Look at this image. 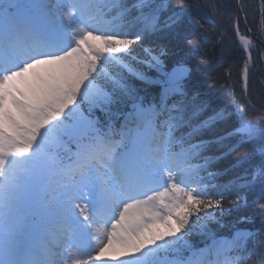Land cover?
<instances>
[{"label": "snow or ice", "instance_id": "1", "mask_svg": "<svg viewBox=\"0 0 264 264\" xmlns=\"http://www.w3.org/2000/svg\"><path fill=\"white\" fill-rule=\"evenodd\" d=\"M241 15L247 23L245 5L230 16L216 0H0V264H239L230 253L250 233L202 248L187 240L201 213L224 207L207 189L229 187L210 183L205 155L225 137L203 135L236 118L228 135L260 153L239 187L264 210V108L249 100L200 119L210 102L189 97L183 58L146 103L125 70L146 77L125 58L160 35L208 63L200 38L230 54L218 28L227 18L246 57V94L264 0L256 36L241 33ZM150 66L162 70L156 56Z\"/></svg>", "mask_w": 264, "mask_h": 264}, {"label": "trees", "instance_id": "2", "mask_svg": "<svg viewBox=\"0 0 264 264\" xmlns=\"http://www.w3.org/2000/svg\"><path fill=\"white\" fill-rule=\"evenodd\" d=\"M128 2L131 3L132 0ZM168 2L175 5L177 0H168ZM216 2L223 6L224 11L230 16H234L238 9L237 0H216ZM260 3L261 0H240V4L246 6L248 13L246 25L248 29H253L251 31L253 36L257 35L255 29L260 22ZM225 27H227L225 47L230 50V54L222 53L211 36L200 38L203 48L210 53L211 58L208 63H202L199 57H184V52L173 41L160 35L145 39L141 45L134 46L131 56L125 59L134 69L142 72L146 80H140L125 70L129 83L137 89L146 103L158 102L163 85L156 81H162L163 73L169 72L176 62L183 58L191 69L185 80L189 97L198 93L201 99L210 102L209 110L200 119H205L207 115H210L212 109L227 108L229 112H234L237 106L247 105L249 100L256 108H264V59L260 58V53L264 52V43L263 45L255 43L253 47L248 94L245 96L241 90V72L246 57L243 50L239 49L234 42L232 21L226 18L224 23L218 24L220 31H224ZM241 28L244 31V28ZM153 56L160 59L162 70L150 66ZM121 107L125 106L121 105ZM128 107L130 108V105ZM94 116L101 120L105 119L99 109L95 110ZM236 125L237 120L232 117L229 120L218 122L211 131H206L203 135L204 139L225 137L222 143L210 146L205 155L213 157L209 171L216 175L210 183L229 185V187L227 189L213 187L207 189V196L212 198L219 199L221 194L224 195V207L222 210H210L213 214L211 219L204 217L201 213L200 223L203 227L195 226L187 240L193 248H196L214 237L230 236L236 229H249L255 231L253 239L256 243L249 248L247 257L239 264H253V261L255 264H264V210L254 202L256 197L251 192L239 187L243 181L237 179L247 176L253 162H259L260 153L258 148L254 152L253 142L241 143L238 137L228 135ZM230 182L235 183L230 184Z\"/></svg>", "mask_w": 264, "mask_h": 264}, {"label": "rangeland", "instance_id": "3", "mask_svg": "<svg viewBox=\"0 0 264 264\" xmlns=\"http://www.w3.org/2000/svg\"><path fill=\"white\" fill-rule=\"evenodd\" d=\"M239 233H248V232H247V231H242V232H239ZM237 234H238V233H237ZM237 234H236V235H237ZM227 242H228V241H227ZM227 242H225V243H227Z\"/></svg>", "mask_w": 264, "mask_h": 264}, {"label": "water", "instance_id": "4", "mask_svg": "<svg viewBox=\"0 0 264 264\" xmlns=\"http://www.w3.org/2000/svg\"><path fill=\"white\" fill-rule=\"evenodd\" d=\"M236 42H237V44L239 45V47H241L240 44H239V41L237 40V38H236Z\"/></svg>", "mask_w": 264, "mask_h": 264}]
</instances>
